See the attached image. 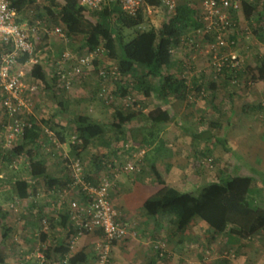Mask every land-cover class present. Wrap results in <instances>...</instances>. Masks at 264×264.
<instances>
[{"label": "crops", "instance_id": "crops-1", "mask_svg": "<svg viewBox=\"0 0 264 264\" xmlns=\"http://www.w3.org/2000/svg\"><path fill=\"white\" fill-rule=\"evenodd\" d=\"M195 1L196 0H179L178 4L181 6H190V3ZM242 1L243 4L246 3L249 7H253V10L251 14H248L243 5L242 12L237 16L241 24L246 25L247 21L251 22L252 20H256L255 25H258V22H261L262 19L264 20V0ZM244 34L247 33L244 32ZM232 37L237 41L236 50H239L238 47L243 39L247 40V36L237 38L233 35ZM250 43H254L255 46L249 45L246 46V48L242 47L243 50L239 54L236 51L242 58L243 63L251 60V58L257 61L258 57H264V44L260 43L257 39ZM183 58L184 57L180 54L176 56V59H178L176 64L179 66V69L181 68V62L183 63ZM203 59V65L207 66L209 58L205 57ZM176 69V67L170 69L169 73H177ZM208 70L203 68L193 73L191 81H187L186 89L188 93L187 97L184 99L169 97L167 101H162L153 97H143L146 101L153 99L155 103H159L158 107L168 110L175 119L173 123L158 124L154 129L150 128L149 122H143V125H139L138 123L141 122L139 119L129 123L135 127L132 128L134 138H138L142 143L145 142V144L148 145L147 155L154 151L158 154H162L161 151L165 152L156 160L157 170L168 186L181 193L197 194L203 186L227 178L222 177V179L214 180V174L208 170V167L200 165V156L213 152L211 151V142L215 141V138L218 137L214 136V133L211 131V127L213 125L215 126L212 117L210 121L208 118L207 121L204 120V125L206 127L203 126V128H200L198 131L192 130L191 127L184 126L182 118L185 117L187 113H190L191 110L197 114L196 116H198L200 110L203 111L204 108H206L205 111L207 110L204 112L205 115L209 113L207 109L209 107H211L210 110L213 112L215 104L212 105V103L216 100L218 92L221 91L229 98L227 101L222 99L226 101L224 104L228 103L230 105L231 111L228 114L229 117L232 116V113L237 112L233 110L234 107L238 109L237 113L239 114L252 113L255 115L260 103L257 99L262 95L261 91L263 89L260 86L261 83H257L254 85L255 87L252 93H246L244 96L243 94L235 96L234 92H232L234 89H231L232 82L230 83L229 81V73H226V78L216 77L215 74L213 75L214 77H212V73L210 75ZM190 92H196L198 96L199 94L206 93V100L199 101V98L195 97L188 101ZM225 95H223V98ZM31 99L33 102L32 119L34 122L40 126L48 125L55 129L58 128V126H65V120L59 117L61 115H57V113H61V110L57 111L56 114H49L47 107L40 106V103L43 104L42 100H40V102H38V100L34 101V95H32ZM79 99H82V97ZM234 99H239V104L233 105L232 101ZM189 102H192L190 104L192 108L188 111L186 107H189ZM208 102L209 106L206 105ZM147 103L148 102H146L145 106H148ZM70 104L72 103L68 100H60L59 108L67 111L68 105ZM145 106L137 113L141 112L146 114L155 108L153 107L147 110ZM41 107L42 109L40 110ZM255 107L257 109H255ZM91 112L94 114L91 113L87 116L101 124L100 120L102 119L98 116L101 115V113L93 109ZM228 116H226V118ZM256 118L257 116H255V119ZM199 119L203 121V119ZM258 120L260 121V119ZM258 120L257 122H259ZM225 121L226 123L228 122V120ZM4 123V115L0 112V220L5 224L4 229L0 231V250L5 252V261L3 264H72L71 259L77 256L78 258L73 264H97V247L104 240L103 232L101 230H96L91 234L84 235L74 240L76 228L70 219V203L79 199V194L78 191L75 192V189L71 188L72 177L67 163L69 160H74V157L79 158L81 155H77L72 149L69 144L70 140L68 139V134H66V142L62 143L61 148L58 150V154L55 157L47 156L44 147L49 142L47 137L43 134L42 128L38 126L40 131L33 142H29L25 139H21L18 142L16 147L27 145V149L23 154L16 156L14 160L16 163L14 166L15 168H13L11 172L12 176H8V171L4 164H2V162L4 163L3 156L8 155V153L13 152V150L5 149L2 146ZM258 125L262 126L261 131H256L255 133L263 134L264 122ZM128 127H130V125ZM65 129L66 131L68 130V128ZM124 130L123 128V131ZM152 133L155 134L154 137L156 139L154 141L150 138ZM193 133H205L206 135L203 139H195L192 136ZM208 137H211V140L207 139ZM99 141L100 140L89 146L83 151V154L86 152L93 153L95 151L94 149L97 147L95 145H97ZM188 141L191 144H188ZM185 143L191 145L190 148H193L195 144L201 146V151L193 150V154L190 156V163L183 161L184 156L189 155ZM259 147L264 157V144L262 142L259 143ZM97 149L101 150L102 148L97 147ZM28 150H33L35 156L42 162V165L46 168L45 175L37 177L31 173L32 160L29 159L26 153ZM96 159V156H93L91 161L86 164V169H88L89 173L87 180L94 184L99 183L102 177L101 175L105 171V166L101 169L98 168L99 163L96 164ZM239 167L240 166H238V168ZM261 170L264 172V169ZM107 174H109L108 178L112 183L110 189V199L112 203L121 213L122 219L137 232L136 237H128L113 244L111 249L112 264H181L183 262L181 259L183 258V254L193 247L192 241L196 240L200 234H203L200 232L209 231L213 237L215 236L213 230L201 219L199 220V218H195L184 232L178 233L169 216L161 214L151 216L148 214L144 207V203L150 197L154 196L161 189V186L158 184L157 180L154 181L144 178V171L139 174L127 173V175H117L112 169V171H108ZM18 180L26 181L28 184L29 195L25 199H19L15 192V183ZM255 180V183L259 182L260 184L254 185V183L253 188L260 190V197L264 199V178H256ZM11 191L14 193L15 207L13 209L6 204V197H8L6 193ZM44 220L47 222V225L43 224ZM212 236L211 238L213 240L216 236L214 238ZM158 242L167 243L171 260L166 261L164 257L161 258L159 256L158 249L156 248ZM61 246L67 247L68 251H61ZM197 257H199V255Z\"/></svg>", "mask_w": 264, "mask_h": 264}, {"label": "trees", "instance_id": "trees-1", "mask_svg": "<svg viewBox=\"0 0 264 264\" xmlns=\"http://www.w3.org/2000/svg\"><path fill=\"white\" fill-rule=\"evenodd\" d=\"M8 1L12 7L22 13V18H25L27 8L34 6L36 18L44 23V19L49 17L54 25L63 26L70 40L82 37L88 51L103 46L106 54L116 61L115 65L122 77L117 80L118 82L116 81L120 96L126 98L135 92L145 98L155 97L162 101H167L169 97L178 99L187 97V80L182 78L185 62H181L179 69L176 64L178 59L172 51L182 45L185 36L201 27L198 9L189 5H179L170 20L165 22L161 29H157L144 24L142 15L134 18L115 6H105L103 10L91 13L81 7L77 0H61V4L56 5L57 9L44 7L43 10L35 6L38 0ZM147 2L152 6L161 5L160 0H147ZM243 5L248 14H251L253 7H249L246 3ZM125 29L134 30V37L129 42L125 41ZM254 36L264 44L263 19L258 22ZM28 59L26 55L19 60V63L22 65ZM175 67L177 73L170 74L169 70ZM247 71L253 80H264V57H258L256 67H248ZM31 75L38 83L50 87L47 74L41 64L33 66ZM53 80L58 85L57 73L54 74ZM258 109L264 110V106L259 104ZM115 119L113 128L119 132H122L126 124L136 119L144 123L149 122L152 129L158 124H170L175 121L171 113L162 107H155L146 114L140 112L129 115L116 109ZM74 125V134L80 143L71 147L77 155H81L94 142L102 140L108 132L104 125L87 115L75 117ZM58 128L59 130H56L51 126L59 141L64 143L67 140L66 129L59 126ZM39 131V127L34 126L26 132L23 139L33 142ZM154 135L153 133L150 135L152 141L156 139ZM205 135V133L192 134L195 139H203ZM207 139L211 140V137ZM215 139L226 152L231 151L226 146V139L220 137ZM143 144L148 147L145 142ZM26 147L27 145L15 147L13 154L16 156L23 154ZM33 152V150L26 152L32 160L31 173L37 177L43 176L46 168ZM144 161L150 164V169L161 186V189L144 203V207L151 216L160 214L169 216L178 233L184 232L195 218L205 222L215 236L224 234L249 241L253 236L264 233V199L260 197V190L253 188L255 179L252 176L236 174L203 186L197 194L181 193L166 184L157 170L156 161H151L147 153ZM98 163L100 165L98 168L101 169L104 162L98 161ZM15 192L19 199L27 198L29 195L27 182L16 181ZM60 250L66 252L68 248L61 246ZM77 258L78 256L72 258L71 263H75ZM4 261L5 252L0 250V264Z\"/></svg>", "mask_w": 264, "mask_h": 264}, {"label": "rangeland", "instance_id": "rangeland-1", "mask_svg": "<svg viewBox=\"0 0 264 264\" xmlns=\"http://www.w3.org/2000/svg\"><path fill=\"white\" fill-rule=\"evenodd\" d=\"M61 0H38L36 2L37 7L39 9L43 10L44 7H52L53 9H57L56 5H60ZM191 7H194L196 9H200V1L196 0L195 2L190 3ZM28 8H33L29 6ZM243 16V15H241ZM153 21H148V24H152L155 28L161 29L163 24L166 22V13L164 11H161L158 15H156ZM44 26L47 33L43 32L40 35L39 41L36 43L35 53L33 56V59H37L40 64H42L46 74H47V80L50 84V87H47L43 83H38L31 75L32 67L28 64L26 67H19V70H23L25 72V83L27 85H35L37 86V91L33 94L34 95V101L40 100L43 101V104L40 103V106H45L48 108L49 114H56L57 111L61 110V113H57V115H61L59 117L63 118L65 120V128H68L66 133L69 136V140L71 136L74 134L75 125L74 120L75 117L78 115H88L91 114V110H96L97 112L101 113V115H98L101 121V124L104 125L108 132L106 136L97 142V147H101L102 149H97V147L94 149L95 151L92 152H86L83 154L81 153V156L74 157L75 159H79L82 168H83V176L87 179L88 177V169H86L87 162L89 163L93 156H96V164L98 161L104 162L105 171L101 175V180L104 178H108V171H112V168L109 167V165L114 164V161L117 162H123L125 160V157H127L128 152L137 153L139 148H145L146 151L148 147L144 145L141 140L138 138H134L132 133V128H135L132 126V124H128L124 126V131L119 132L118 130L113 128V123L116 121L115 119V111L116 109H119L123 111L126 115L133 114L134 112L137 113L142 108H144L146 102H148V106H145V108L151 109L153 107H158V102L155 103L153 99L146 101L143 99V95L138 93H131L128 97L124 98L120 96L117 92L116 88V80H109L106 82L107 90L106 94L108 97V101H104L103 98L99 97V92L101 88L103 87L104 82L99 79L97 75V71H86L85 74L82 77H76L73 79L71 88L68 90H62L57 83H54L53 76L59 69L61 65H58V62L61 59V56L64 53H70L71 56H73V60L70 62H74L76 57H79L85 53H87L88 49L85 47L84 39L82 37L75 38L73 40H70L65 32L64 37L60 36H53L49 34L51 31L56 27L52 23V21L49 19V17H46L44 19ZM239 21V20H238ZM245 21V20H244ZM256 20H252L251 22L247 21L246 25L241 24L239 22L240 27L243 28V30L247 33L245 36H247V40H242L240 43V46L238 47L239 50H236L238 54L242 52V47L246 48V46L253 45L255 46L254 42L256 41V38L254 36V30L257 28V25H255ZM45 33V34H44ZM125 35V41L129 42L134 37V30H124ZM237 49V48H236ZM264 53V49H263ZM176 56L179 54L183 56L182 59L185 64L190 66L192 68L191 74L189 75V80L191 81L193 77V73L202 70L203 68L209 69L208 72H210V75L212 73V77H214V73L212 71L211 66L208 65L204 66L203 62L205 57H207L205 51L197 52V54L186 51H180L174 53ZM208 58V57H207ZM97 63H94L95 69L98 67H106L110 68L111 66L116 64V61L112 58H110L106 53L97 58ZM72 63L69 64H63L61 67L65 71L69 72L71 70ZM257 61L256 59L248 60L243 63L242 69L240 73L237 76V82L236 84H231V89L234 91V95L238 94H246V93H252L254 85L257 83H261L260 86L262 87V91L259 97V104H264V80L257 81L253 80L251 78V75H249L247 69L248 67H256ZM56 67L58 69H56ZM186 71V68L184 72ZM182 74V73H181ZM211 77V76H210ZM188 81V80H187ZM230 83L231 80L229 79ZM118 82V81H117ZM244 82V83H243ZM260 87V88H261ZM241 92V93H240ZM205 94V95H204ZM224 92H218V95L216 97V100L213 101L212 105L215 104V109L212 112L210 109L211 107L207 108L209 110V113L204 114L205 109L203 111L200 110L198 116L194 113V111L191 110L190 104L192 102H189V107H186V110H191L190 113H184L186 114L185 117L182 118V123L186 127H191L192 130H199L200 128H203L204 120L207 121V118L209 121H214L215 126L213 125L211 128V131L214 133V136H218L222 139H226L227 144L226 146L230 148L231 152H226L224 148L215 141L211 142V151L208 154H204L203 156H200V165L208 167V170L214 174V180L222 179V177H230L234 174H246L250 175L253 178H264V172H262L261 169H264V157L261 154V148L259 147V143L264 144V133H255L256 131H261V122H264V110L257 109L255 115L252 113L249 114H239L238 109L236 107L233 108V110L237 111L232 113V116H228L229 112L231 111L230 105L228 103L224 104L229 98L226 97V95L223 98ZM82 99H79L81 98ZM199 98V101L206 100V93H202L196 95V92H193L189 94L188 101L191 100V98ZM155 98V97H153ZM225 99V100H222ZM60 100H68L72 104L68 105V110H62L59 108V102ZM238 100V101H237ZM233 105H237L239 102V99H234ZM203 103V102H202ZM219 103V105H218ZM239 104V103H238ZM204 105V103H203ZM206 105L209 106V102L206 103ZM194 107V106H193ZM92 108V109H91ZM218 108V109H217ZM42 107L40 108V110ZM243 109V108H242ZM240 110V109H239ZM94 114V113H92ZM190 114V115H189ZM189 115V116H188ZM212 115V116H211ZM231 115V114H230ZM207 116V117H206ZM226 116H228L226 118ZM255 116L257 118L255 119ZM191 117V118H189ZM254 117V118H253ZM199 118L203 119L201 121ZM256 121H255V120ZM260 119V121L258 120ZM94 120V119H93ZM225 120H228L226 123ZM257 120L259 122H257ZM140 121V120H139ZM139 125H143V122L138 123ZM130 125V127H128ZM48 126V125H47ZM258 126V127H257ZM51 127V126H49ZM206 127V126H205ZM58 130V128H56ZM225 130V131H224ZM257 135V136H256ZM188 144H191L188 141ZM185 143V146H187V151H189V155L184 156L183 161L186 163H190V156L193 154L194 151H201V146L195 144L193 148H190L191 145H188ZM210 145V144H209ZM3 146V145H2ZM196 147V148H194ZM14 149V148H13ZM12 149V150H13ZM1 150V145H0ZM1 153V152H0ZM13 152H9L8 155L3 156L5 168L8 171V176H12L11 172L13 168H15V162L16 155L11 154ZM161 153H165L164 151H161ZM157 152H151L147 157L150 158L152 161H156L160 155ZM22 156V155H21ZM20 159V158H17ZM74 159V160H75ZM145 159V157H144ZM144 159L138 164V170L133 173H141L144 171V178L151 179L156 181L155 176L153 175L152 171L150 170V164L147 161H144ZM24 160V159H23ZM25 161V160H24ZM125 162V161H124ZM238 166H240L238 168ZM260 169V170H259ZM130 174V173H128ZM104 175V176H103ZM127 175V173L123 174ZM100 180V181H101ZM99 181V182H100ZM111 181V180H110ZM256 181V180H255ZM255 183V182H254ZM260 184L259 182L255 183ZM77 189H75V192ZM257 194V193H256ZM7 201L6 204L10 208H14V193L13 191L6 193ZM200 220V219H199ZM4 222H1L0 220V231L4 229ZM196 240H193V247L189 251L185 252L183 254L182 263L181 264H264V233H259L255 236H253L252 239L249 241H244L236 237H230L226 235H219L216 236L213 240L211 238L212 234L209 231H202ZM213 237V236H212ZM211 238V239H210ZM209 239V240H208ZM165 243V242H164ZM167 246V243H165ZM168 249V248H167ZM199 255V257H197ZM185 256V257H184ZM164 260L169 261L171 260L170 252L168 250V254L166 257H164Z\"/></svg>", "mask_w": 264, "mask_h": 264}, {"label": "built area", "instance_id": "built-area-1", "mask_svg": "<svg viewBox=\"0 0 264 264\" xmlns=\"http://www.w3.org/2000/svg\"><path fill=\"white\" fill-rule=\"evenodd\" d=\"M78 4L87 11L94 13L103 10L105 6H115L131 17L142 15L144 24L153 21L154 17L161 11L166 13V22L175 14L179 6V0H160V6L149 5L147 0H77ZM199 22L201 27L190 32L182 40V45L173 50V54L186 51L197 54L205 51L209 58V65L216 77L226 78V73L230 74L233 84L237 82V76L243 65L242 58L237 54V38L245 36L244 30L239 25L238 15L243 10L242 0H199ZM22 13L12 7L8 0H0V112L4 115L5 123L3 126V147L12 150L18 142L24 138L26 132L34 126L42 128L43 134L49 143L44 147L45 154L55 157L62 143L59 141L56 132L47 125H38L32 119L33 102L32 95L37 91V86L25 83V72L19 67H26L40 64L33 59L36 43L40 35L45 32L43 21L36 18V12L32 8H27L25 18ZM24 19V20H22ZM154 27V26H153ZM44 33V34H45ZM51 35L64 37L63 26H56ZM106 52L103 46L94 51L74 58L70 53L61 56L57 70L58 85L66 90L71 88L74 78L82 77L86 71H97V75L103 87L99 92V97L108 101L106 94L109 80H120L122 77L117 65L110 68L98 67L95 69V61ZM29 59L26 63L20 64L19 60L24 56ZM71 65L69 72L65 71L63 64ZM63 67V68H61ZM186 71L182 78L189 80L192 68L184 64ZM227 72L224 73V71ZM264 106V104H263ZM80 143L76 134L70 138L69 144ZM147 151L139 148L137 153L128 152L125 162L114 161L109 165L117 175L133 173L138 170V164L144 159ZM67 159V157H66ZM67 167L71 172V188L77 189L79 199L70 203V219L76 228L74 240L91 234L96 230L103 232L104 240L97 247V264H112L111 249L115 242L124 240L128 237H136L137 232L122 219L121 213L117 210L110 199V189L112 183L107 178L102 179L98 184H93L83 176V168L79 159L69 160ZM44 225L47 222L43 221ZM159 256L166 257L168 254L167 246L164 242L156 244Z\"/></svg>", "mask_w": 264, "mask_h": 264}]
</instances>
